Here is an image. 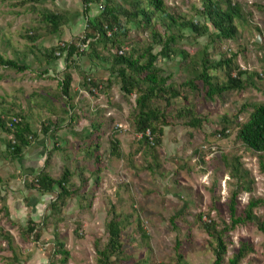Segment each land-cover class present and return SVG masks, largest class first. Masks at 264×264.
I'll use <instances>...</instances> for the list:
<instances>
[{"label":"rangeland","instance_id":"1","mask_svg":"<svg viewBox=\"0 0 264 264\" xmlns=\"http://www.w3.org/2000/svg\"><path fill=\"white\" fill-rule=\"evenodd\" d=\"M166 1L174 10L188 15L194 14L195 7L201 6V0ZM237 1L244 6L245 19L239 23L238 37L224 41L222 50L237 52V59L242 68L257 72L260 77L256 76L254 83L243 90L225 93L223 99L205 100L202 96L195 98L191 96L198 111L206 116L207 120L201 128L197 129L186 127L181 120L172 121V125L165 128L164 144L159 149L161 167L157 169L149 168L150 164L154 162L153 157L148 156L145 149L138 145L139 136L131 126L134 104L122 94L119 86L115 85L110 96L101 94L99 91L91 94L84 87V76L88 74L91 77L98 76L96 74L97 66L94 68L86 66V60L90 58L88 54L81 53L69 60L66 59V56L62 57L67 62L68 68L66 71H61V77L67 72L75 74L74 98L70 103L75 105V108H87L81 112L73 110L77 114L76 122L73 124L71 123V114L66 112L67 101L60 97L58 82L41 76L45 70L46 59L37 47L33 51L31 50L32 43L25 38V35L32 27H44V30L41 31L42 36L34 44L41 49H52L54 46H46L45 43L53 34L47 33L46 26L41 23L42 12L47 8L56 11L66 10L58 8L52 3L46 5V0L26 2L10 0L7 8L0 9L2 16L0 19V54L5 58L17 59L20 64L28 66L27 69L20 71L0 64V114L5 111L9 115V113L21 110L32 122L39 125V132L42 123L48 117L62 116L66 118L67 123L65 124L68 125L61 131L66 129L64 138L67 142L63 137H60L61 135L58 136V142L65 149L51 153V157L58 153L66 161L61 169L58 168L57 174L59 173L60 176L66 167L71 170L78 166L85 167L86 175L90 178L88 192L95 195L90 206L84 199L70 198L60 213L49 216L51 222L45 229L47 238H43L39 242L28 238L20 224L16 226L13 246L21 253L22 259L25 260L41 251L48 258L51 257L54 252L53 234L56 232L59 238L65 241L66 248L71 252L68 264H98L95 243L98 241L99 247L102 248L107 241L105 231L108 220L107 210L111 202H114L120 211L132 214L131 224L123 234L125 248L130 257L117 264L169 263L174 258L178 238L184 240L181 252L189 264H212L213 253L209 250L210 237L196 223V214L214 208L213 218L218 221H230L229 201L231 192L236 187V179L230 176L222 160V155L242 156L244 167L251 171V176L255 179L254 191L240 194L238 212H243L252 196L264 199V173L261 172L259 159L245 145L236 140L237 128L235 126L230 128L228 138H222L219 134L215 135L216 130L223 128L225 115L229 119L233 118L244 103L264 101V34L259 31V28L264 31V0ZM9 10L22 13L19 22L15 23L16 15L11 21L12 15L6 14ZM67 11L70 13L69 10ZM54 36L59 38V42L70 41L64 30ZM83 36L84 32L81 36L79 34L75 37L78 46L83 44ZM131 36L132 38L141 37L147 41L150 30L133 29ZM190 42L191 44H188L187 48L189 51L195 52L208 42V37L191 39ZM102 48L103 46H99V49ZM107 52L108 50L104 51V53ZM107 66V70H110L109 65ZM170 66L167 68V72H175L171 82H182L186 79L187 74L179 67ZM78 81L81 85L78 84ZM176 105L180 106L183 103L177 100ZM248 115V112H242L239 120L246 121ZM87 118L101 120V129L104 132L100 149L104 163L101 164L102 172L99 174L101 184L99 186L95 185L94 170L99 167L96 166V159L86 158L82 148H78L82 137L86 136L85 131L77 135L79 142L76 144L74 138L76 136L69 129L72 128V131H75L79 122ZM113 134H118L122 141L123 157L121 158L112 157L110 154V136ZM70 135L74 138L73 141ZM8 137L9 135L0 128V161L5 164L11 163L2 156L6 149L5 140ZM49 145H52V142ZM199 145L206 147V164L199 162V157L195 154V149ZM104 167L111 170L114 176H108L107 180H104L102 177L104 176ZM0 169L2 171V168ZM103 182L105 185L102 184ZM71 184H80L78 173L72 176ZM102 186L103 190L100 189ZM212 188L216 190L215 199L212 198ZM51 195L49 194V196ZM47 214L50 215L49 209H47ZM138 214H141L146 221L145 228L151 236L150 247L145 245L140 232L137 231ZM257 214L264 220V205L257 209ZM174 215H181L175 220V226L171 221V217ZM78 222L82 223L80 230L82 236H78L76 233ZM11 226L13 227L12 224ZM189 233L191 239L185 241ZM229 234L231 243L226 259L233 255L242 241H250L254 244L255 251L250 253L242 264H264V233L256 225L251 223L240 225ZM11 253L7 242L0 239V264H5L7 258L12 257ZM60 257L61 255H57L56 258Z\"/></svg>","mask_w":264,"mask_h":264},{"label":"trees","instance_id":"2","mask_svg":"<svg viewBox=\"0 0 264 264\" xmlns=\"http://www.w3.org/2000/svg\"><path fill=\"white\" fill-rule=\"evenodd\" d=\"M42 1V0H23ZM87 9L92 4L99 6V12L88 20L85 38L82 42L88 46L82 49L76 44L77 38L66 42L61 46L60 42L51 48L41 49L36 44L42 36L44 27H32L28 29L25 38L32 43L31 50L40 49L47 62H52L66 56L72 59L81 53L96 56L101 61L110 64V73L107 77H91L89 74L83 77V85L91 93L99 91L110 96L111 90L118 85L122 94L134 104L131 114V126L138 137V145L145 149L146 154L153 157L154 162L149 168H160L159 149L164 144L165 128L172 125V121L181 120L190 128H201L207 117L200 113L191 96L203 97L205 100L224 98L225 93L233 90H243L254 83L259 73L243 69L238 62V53L231 50L223 51L222 43L226 40L236 39L240 33L239 23L245 19V9L237 0H201V6L195 7L192 15L182 14L168 4L166 0H81ZM70 20L68 11H56L45 9L41 15V23L46 26L47 33L56 34L63 31ZM150 30L149 40L131 36L132 30ZM264 34V31L259 28ZM262 34V35H263ZM208 37V42L195 52L188 50L191 39ZM99 46H103L99 49ZM92 50V51H90ZM108 50L107 53L104 51ZM60 51L61 55L56 52ZM90 51V52H89ZM0 64L6 67L23 71L27 65L20 64L17 59L5 58L0 54ZM174 65L187 74L182 82H171L174 71L167 72V68ZM73 78L67 72L60 80V97L67 101V113L71 114V123H75L73 112L75 105L73 100ZM180 100L183 105L177 106ZM248 112V119L240 121V114ZM2 112L0 114V128L9 137L5 140L6 149L2 153L4 159L11 162L23 156L24 151L38 138L40 132L50 133L54 139L53 151L65 149L56 140L59 131L67 123L62 116H53L42 123L40 132L33 127L30 118L23 112ZM223 128L216 130L222 138L230 136V128H237L236 140L241 142L248 150H251L259 159L261 172L264 173V101L246 102L233 118L223 117ZM88 119V118H87ZM100 126L93 127L92 132L82 137L78 148H82L85 157L94 160L96 166L95 185L101 184V164L104 163L103 154L100 153L101 140L104 132ZM82 131L87 132V128ZM82 131H74L77 135ZM83 134V133H82ZM66 141V140H65ZM58 144V145H57ZM110 154L112 157H123L122 141L118 134L110 136ZM199 162L206 164V147L199 145L195 149ZM242 156L222 155V160L228 169L230 176L236 179L229 201L230 221H218L213 218L210 208L206 212L196 214V223L206 231L210 237L209 250L213 253L212 264H242L243 260L255 251L254 244L250 241H242L233 255L226 259L230 232L236 227L246 224H254L264 233V220L257 214V209L264 205L263 198L252 196L242 213L238 212L239 196L243 192L254 191L255 179L251 171L244 167ZM87 169L78 166L75 170L66 167L59 177L52 176L47 170L38 174L31 186L41 193L53 194L55 197L50 203V215H47L40 223L29 220L24 231L28 238L40 241L44 236L46 227L50 224V217L62 211L68 204V200L84 199L88 205H92L95 195L88 192L90 178L86 175ZM78 173L80 184H71L72 176ZM2 177L0 176V182ZM74 187V188H72ZM212 198L215 199V188L211 189ZM215 203V201H214ZM216 205V204H215ZM83 207V206H82ZM134 207V205H133ZM2 213L9 215L6 207L0 208ZM106 222L107 241L102 248L99 242L95 243L98 254V264H117L130 256L127 254L123 234L131 224L132 214L120 211L117 204L111 202ZM50 216V217H49ZM181 215H174L171 221ZM138 232L146 246L150 247L151 236L145 228L146 221L138 214ZM55 223V222H54ZM82 223L78 222L76 233L82 236L80 230ZM54 252L49 257V264H68L71 252L66 248L65 241L54 234ZM13 235L4 227H0V239L7 242L9 249L16 252L13 246ZM190 233L185 241L190 240ZM184 240L178 238L175 245V255L171 262L161 264H189L185 255L181 252ZM61 255L60 258H56ZM5 264H22L15 253L7 258ZM155 264V263H154ZM160 264V263H159Z\"/></svg>","mask_w":264,"mask_h":264},{"label":"crops","instance_id":"3","mask_svg":"<svg viewBox=\"0 0 264 264\" xmlns=\"http://www.w3.org/2000/svg\"><path fill=\"white\" fill-rule=\"evenodd\" d=\"M9 1L10 0H0V9L7 8L9 6ZM49 3H52V5H55L58 8H62L63 10L70 11V20L64 29L65 34L70 41L72 38L74 39L75 37L79 36V34L81 36L83 32L85 34L88 20L94 18L99 12L98 5L92 4L89 9H87L81 0H46V5H48ZM6 14L12 15L11 17L9 16L11 18V21L13 20L14 15H16L17 19L15 23L20 21L19 17L22 15L20 11L10 10L6 12ZM1 17L2 16L0 14V19ZM58 40L59 38H57V36H54V34L50 35V38H48V40L45 42L46 46H56L59 43ZM45 61V70L42 72L41 76L48 79H54V81H57L58 85L60 86V80L62 79L61 71H66V69L68 68L67 62H65L63 58H59L50 63L47 62V60ZM86 63V66H89V68H94V66H97L96 74L98 76L107 77L109 75L107 65H109L110 67V64L99 60L95 55L90 56L89 60H86ZM72 75L74 79L73 87H75V74ZM78 84L81 85L80 81H78ZM75 109L81 112L82 110H85L87 108L76 107ZM47 120H50V117H48ZM32 123L33 127L38 130L39 125H37V123L35 124L34 122ZM79 123L80 124L77 125L76 130H74L82 131L84 128H87L86 134H88L92 132L94 125H101V120H96L93 118L91 120L84 119ZM67 125L68 124H64L63 128H66ZM69 129L71 130L73 135L76 136L74 137L75 143H78L79 140L77 137V133H74V131H72V128ZM65 132H67L66 129H63L62 131L60 130L56 140H59L58 136L60 135V137L64 138L66 136ZM70 138L73 141L74 138L71 137V135ZM51 142L52 145H49ZM54 146V139L51 137L50 133H40L36 141L24 151L21 158L7 164H5V162L3 161H0V168H2V171L0 169V175L2 176V181L0 182V208L6 207L7 211L9 212V215L5 213L1 214L0 227H4L13 235L14 238L15 228H17L16 226L20 224V226L23 227L25 231L27 229L29 220L40 223L48 215L47 209L50 208V203L55 197L54 193L52 194L53 196H49L48 193H41L38 190L34 189L31 184L33 182V179L44 170H47L54 177H59V173L57 174V170L58 168L61 169L66 164V161H64L58 153H55L51 157ZM111 172V170L104 167V176H102L104 177V180H107L108 176H114V174H112ZM115 173L117 172L115 171ZM102 184L105 185V182H103ZM100 189L103 190V186ZM11 224L13 225V227L11 226ZM44 235L45 236H43V238H47L46 231L44 232ZM54 241L55 237L53 242ZM11 251V256L15 255L16 253L19 256V260L22 264H49V258L43 253V251H41L42 253H36L34 256H29L25 260L22 259L21 253L19 251Z\"/></svg>","mask_w":264,"mask_h":264},{"label":"built area","instance_id":"4","mask_svg":"<svg viewBox=\"0 0 264 264\" xmlns=\"http://www.w3.org/2000/svg\"><path fill=\"white\" fill-rule=\"evenodd\" d=\"M84 38H85V35L82 37V39H84ZM82 43H83V44L81 45V48H82V49H85V48L88 46L89 40L87 41V43H84V42H82ZM60 45L64 47V46L67 45V43H66L65 41H61V42H60ZM56 54H57V55H61V52L58 51V52H56Z\"/></svg>","mask_w":264,"mask_h":264}]
</instances>
